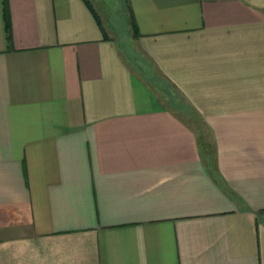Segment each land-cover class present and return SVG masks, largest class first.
Here are the masks:
<instances>
[{"label": "crops", "instance_id": "obj_1", "mask_svg": "<svg viewBox=\"0 0 264 264\" xmlns=\"http://www.w3.org/2000/svg\"><path fill=\"white\" fill-rule=\"evenodd\" d=\"M0 264H264V0H0Z\"/></svg>", "mask_w": 264, "mask_h": 264}, {"label": "rangeland", "instance_id": "obj_2", "mask_svg": "<svg viewBox=\"0 0 264 264\" xmlns=\"http://www.w3.org/2000/svg\"><path fill=\"white\" fill-rule=\"evenodd\" d=\"M141 61V60H140ZM139 61V62H140ZM142 62V61H141ZM139 63L141 66H142V69H144V68H146V70L148 71V66L146 65V64H142V63ZM145 65V66H144ZM158 88H160L161 89V91H164V93H165V95L166 96H164V97H166L167 99H169V102L172 104V106L173 105H177V107L178 106H181L182 105V107H183V104H182V102H181V100L179 99V97H177L176 96V94H174L173 93V91L172 90H170L171 88L170 87H168L167 85L166 86H161V85H159V87ZM184 115H186V114H184L183 113V116ZM193 115V114H192ZM205 134H207L206 132H205ZM203 135H204V133H203ZM207 137V136H206ZM205 137V138H206ZM209 139V138H208Z\"/></svg>", "mask_w": 264, "mask_h": 264}]
</instances>
